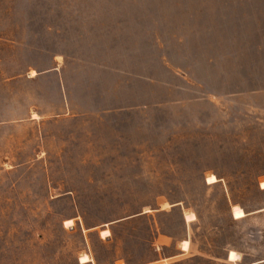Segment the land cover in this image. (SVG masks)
I'll return each instance as SVG.
<instances>
[{"label": "rangeland", "instance_id": "rangeland-1", "mask_svg": "<svg viewBox=\"0 0 264 264\" xmlns=\"http://www.w3.org/2000/svg\"><path fill=\"white\" fill-rule=\"evenodd\" d=\"M226 259L264 264V0H0V264Z\"/></svg>", "mask_w": 264, "mask_h": 264}, {"label": "crops", "instance_id": "crops-1", "mask_svg": "<svg viewBox=\"0 0 264 264\" xmlns=\"http://www.w3.org/2000/svg\"><path fill=\"white\" fill-rule=\"evenodd\" d=\"M189 241V240H188ZM179 247L181 248V250H182V247H181V244L179 243ZM189 248V247H188ZM188 250V249H187ZM182 251H185V250H182ZM237 253V252H236ZM228 254V253H227ZM240 256H239V259L238 260H240ZM227 261H229V262H234V264H237V261H230V260H228V259H226ZM120 264V263H119ZM245 264H249V263H245Z\"/></svg>", "mask_w": 264, "mask_h": 264}, {"label": "bare ground", "instance_id": "bare-ground-1", "mask_svg": "<svg viewBox=\"0 0 264 264\" xmlns=\"http://www.w3.org/2000/svg\"><path fill=\"white\" fill-rule=\"evenodd\" d=\"M164 206V205H163Z\"/></svg>", "mask_w": 264, "mask_h": 264}]
</instances>
